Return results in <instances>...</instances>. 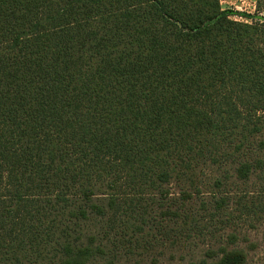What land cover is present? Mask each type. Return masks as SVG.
Listing matches in <instances>:
<instances>
[{
  "label": "trees",
  "instance_id": "trees-1",
  "mask_svg": "<svg viewBox=\"0 0 264 264\" xmlns=\"http://www.w3.org/2000/svg\"><path fill=\"white\" fill-rule=\"evenodd\" d=\"M232 15L220 0H0V264L247 263L264 25Z\"/></svg>",
  "mask_w": 264,
  "mask_h": 264
},
{
  "label": "rangeland",
  "instance_id": "rangeland-1",
  "mask_svg": "<svg viewBox=\"0 0 264 264\" xmlns=\"http://www.w3.org/2000/svg\"><path fill=\"white\" fill-rule=\"evenodd\" d=\"M220 4L222 10L233 11L234 15L230 17L231 20L248 24L256 23L264 25V0H220ZM246 223L247 225L244 226L245 229L241 232V236L239 237L240 240L242 235L246 234L250 239L249 244H241L247 256L246 264H264V220L259 222L248 221ZM251 224L255 226L252 229L250 228ZM209 249L215 251L216 247L208 248V245L200 244L194 250L199 254ZM229 249L234 248L230 246ZM183 258L184 256L181 254L168 253L161 259L160 264H187V260L181 261Z\"/></svg>",
  "mask_w": 264,
  "mask_h": 264
}]
</instances>
